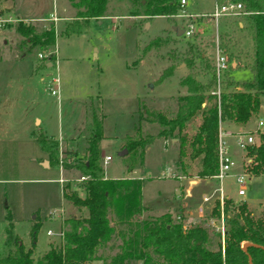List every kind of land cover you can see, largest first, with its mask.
Returning a JSON list of instances; mask_svg holds the SVG:
<instances>
[{"label": "rangeland", "instance_id": "374dc122", "mask_svg": "<svg viewBox=\"0 0 264 264\" xmlns=\"http://www.w3.org/2000/svg\"><path fill=\"white\" fill-rule=\"evenodd\" d=\"M185 1L187 9L195 12H211L214 7L212 0ZM13 5L15 14L20 17L42 19V22H25H34L37 28L48 25L53 28L54 45L48 49L55 50L56 53L55 65L41 67L42 59L47 62L49 60L37 55H43L45 51L35 49L30 54L21 55L17 46L19 40L17 35L12 28L8 29L0 25V255L4 250L2 239L3 228L7 223L6 215L11 224L12 234L16 235L24 247L30 245L28 231L31 221L36 220L38 227L34 235L32 264L40 258V254L45 251L48 243L58 241L55 233L58 231L60 220L45 217L47 210H57L58 206L63 207L61 220L72 214L77 217L84 215V208H76L61 199L59 184L56 183L60 176L59 169L53 161L45 157L43 167H49L44 169L39 166L38 160L42 152L33 140L37 130L32 115L43 121L47 135L55 138L64 133L66 128L70 129L75 125L83 137L84 116L87 114L84 102L87 98L98 100L95 104L99 107L102 124L99 146L102 153L110 157V160L103 165L102 157L100 158L102 173L109 180L124 177L142 180L140 203L147 207L148 211L145 210L136 219L168 213L172 220H179L184 226L203 224L215 230L208 225V222L212 220L218 226L222 219L220 217L223 203L218 204L217 218L210 216V210L207 208L204 209L202 218L197 219L195 213L190 210L194 206L192 202L187 204L189 213H186L185 217L175 219L170 215L176 213L175 209L182 204L181 201L189 200L180 198L183 190L178 187V180L175 179L177 177L174 163L177 155L175 143L172 146L168 140L164 143V138L154 137V140L143 149L140 164H135L128 173L124 171L123 160L117 153L123 149L120 147L121 137L133 133L142 105L158 111L170 109L171 103L167 105V97L181 93L176 83L179 72L175 71L166 80L157 81L159 72L165 66L162 58L167 59L170 64V55L180 57L190 43L197 52L206 55L200 65L207 62L212 66L211 53L216 40L218 43L221 39L224 42L228 38L230 50L234 54L238 50L245 49L246 39L241 37L240 31H237L233 24L236 16L219 21L221 23H218L215 28L214 22L207 16L202 17L196 14L184 16L190 14L184 10L182 11L184 14L179 11L170 21L163 16L150 19L143 16L127 17L125 16L127 5L124 0L110 1L107 13L119 15L118 17L103 18L98 23L91 19L88 20L89 22L80 23L77 32L63 34L64 25L73 22L70 19L75 11L68 0H15ZM53 13L55 18L65 17L57 21L56 27H54L55 18L46 20ZM0 14L3 18V13L0 12ZM222 22L226 26L224 32H222ZM144 23L147 24L146 27ZM189 23L193 26L189 37L184 38L182 35L173 34L171 30L173 26L182 29ZM157 36L165 38L167 44L141 53V49L149 40ZM227 50L228 48H225L222 51L224 55ZM240 57L242 59V54ZM50 61V63L53 62V60ZM174 63L177 62L174 61ZM240 65L242 63L239 60L238 67ZM248 75V71L240 69L234 77L240 79ZM41 76L44 77L43 81H40ZM53 77L57 79L58 94L56 96L51 95L47 87L50 86ZM259 119L262 124L258 130H264V99L261 100L257 111L250 114L247 121L241 124L240 135L246 130H253ZM192 124L194 125V121ZM145 125L143 124L141 128L142 133L152 135L156 133L155 126ZM190 133L189 126L185 136L187 137ZM230 136L224 138V141L230 147V155L235 165L220 180V183L213 178L202 180L194 175L198 166L196 161L190 162L187 158L186 146L183 148V163L186 173H189L185 178H189L183 177L180 183L184 184L186 180L196 179L197 184L191 191L190 200L192 201L198 200L200 194L208 196L213 190L210 198L211 206L214 204V196L219 194L220 186L221 196H224L223 200L228 202L225 215H231L239 204L244 203L250 217L257 219L264 205V179L262 176H246V184L249 186L242 196L236 195L237 185L234 183L233 176L240 173L239 168L245 162V155L243 151H238L234 147V138ZM56 157H60L59 148H57ZM166 169L173 176H166ZM75 177L77 175L73 173L66 178L63 177L68 183L66 190L68 192L75 190L76 194L81 196L82 190L77 189L73 181ZM33 214L35 217L31 219ZM111 225H114L116 230L121 228L114 222ZM48 228L54 234L47 237L45 230ZM215 232L218 231L215 230ZM119 244L120 239L112 236L97 249L96 255L107 260L118 251ZM100 263L101 261L98 260L87 264ZM130 264H138V262L132 261Z\"/></svg>", "mask_w": 264, "mask_h": 264}, {"label": "trees", "instance_id": "16d2710c", "mask_svg": "<svg viewBox=\"0 0 264 264\" xmlns=\"http://www.w3.org/2000/svg\"><path fill=\"white\" fill-rule=\"evenodd\" d=\"M110 1L123 0H68L75 11L70 19L73 22L64 25L62 33H75L80 23L109 15L107 7ZM124 1L127 5L125 15L129 16H163L171 19L183 9L179 7V0ZM224 2H239L242 6L240 11L246 12L238 14L233 23L241 37L246 39V47L234 55L227 53L226 58L234 66L241 60L249 73L248 77L235 81L230 73L233 68L228 65L216 79L212 66L206 62L202 67L207 79L201 83L196 78V63L201 64L204 60L200 52L189 43L180 57L170 55V64L161 69L157 81L170 76L174 66L181 62L186 74L178 80V85L186 93L176 98L172 112L142 106L133 133L121 137V148L125 150L121 158L126 173L135 164H140L143 149L154 137H162L175 140V168L182 171L184 176H188L183 163V148L186 146L187 158L190 162L196 161L198 166L194 175L199 178L210 177L216 172L217 131L224 132L225 128L232 125L240 127L250 114L257 111L264 99V0H213L215 5ZM2 25L12 28L19 38L17 46L21 55L30 54L35 49L43 51L54 45V30L50 25L37 28L34 22L24 23L20 20ZM222 41L218 42L221 51L229 40ZM166 44L165 38L154 37L141 49V53ZM241 54L242 59L239 57ZM52 57V54L49 55L47 60H52ZM46 62L42 59L41 67ZM97 102V98H89L84 102L87 114L84 116V147L81 154L62 151L57 158V141L41 132L33 135L40 151L59 167L64 176L73 173L77 175L75 178L80 175L85 177L76 184L82 190L81 196L75 190L68 192L67 182H63L60 187L61 199L76 208H84V215L64 217L58 225L60 239L48 243L35 264H87L98 260L100 264H130L132 261L138 264H247L248 259L250 264H264V205L257 219L250 217L244 203L239 204L228 216L225 215L228 202L222 199L221 233L203 224L182 226L179 220H172L167 213L136 219L144 210L140 203V181L126 177L112 180L103 178L98 145L102 137V124L99 107L95 104ZM144 123L155 126L156 133H142ZM189 126L191 133L186 137ZM76 129L79 131L78 127ZM252 131H245L254 137V142L242 150L245 159H248L242 167L248 176H262L264 179V130ZM235 134L241 133L232 132L231 135ZM213 202L209 215L217 218L218 202ZM5 220L7 223L3 228L2 239L4 250L0 255V264H32L37 222H31L28 231L30 245L24 247L11 232L8 215ZM113 222L121 228L116 230L111 225ZM112 236L120 239L118 251L103 260L96 255L97 249Z\"/></svg>", "mask_w": 264, "mask_h": 264}, {"label": "crops", "instance_id": "0c3cea01", "mask_svg": "<svg viewBox=\"0 0 264 264\" xmlns=\"http://www.w3.org/2000/svg\"><path fill=\"white\" fill-rule=\"evenodd\" d=\"M14 1L15 0H1L0 1V12H2L3 13V18H11V19H14V20H20V21H23V22H25V21H34V22H42V19L41 18H32V17H25V18H23V17H20L19 15H16L15 14V12H14V8H13V3H14ZM212 3H213V0H212ZM183 10L184 11H187V13H190V14H196V15H201L202 17H204V16H206V14H208L209 12H207V11H205V12H203V11H201V12H195V11H193V10H190L189 8L187 9V7H186V1L184 0V4H183ZM1 15V14H0ZM4 15H5V17H4ZM119 15H115V14H109V15H107V16H105V17H102V18H97V19H92V21H94L95 23H98V21L99 20H101V19H103V18H107V17H118ZM124 16V15H123ZM123 16H121V17H123ZM126 16V15H125ZM129 15H127V17H128ZM130 17H139V16H130ZM55 18V14L53 13V14H51L50 15V17H48L46 20L48 21V20H53V19ZM61 18V19H60ZM65 17H58V18H55L54 19V27H56V25H57V21H59V20H62V19H64ZM165 18V17H164ZM207 18L209 19V17L207 16ZM227 18H229V17H222L220 20H218V21H212V22H214V25H215V28H217V26H218V23H221V22H219V21H222V20H225V19H227ZM150 19V18H149ZM166 20H169L170 21V19H167V18H165ZM172 19V18H171ZM90 21V20H89ZM88 21V22H89ZM224 23L222 22V24H221V26L223 25ZM238 25H239V23H238ZM147 26V25H146ZM145 26V27H146ZM173 28V27H172ZM171 28V30H172V32H173V34L175 35V31H174V29H172ZM222 32H224V31H226V26H222ZM232 29H234V28H232ZM163 31V30H162ZM55 34V33H54ZM222 34V33H221ZM181 35V34H180ZM179 35V36H180ZM176 36V35H175ZM228 39V38H227ZM237 42V41H236ZM229 44H230V42H228L227 44H226V47L225 48H228V50L225 52L226 54L227 53H232L233 55H234V53L230 50V47H229ZM224 48V49H225ZM212 50V49H211ZM56 53V52H55ZM55 53H54V55H53V57H52V60H53V62L52 63H50L49 61L48 62H46L45 63V66L44 67H51V66H53V65H55V60H54V58H55ZM212 54V53H211ZM200 55H202L203 56V58H205L206 57V55L204 54V53H202V52H200ZM240 55V54H239ZM240 57V56H239ZM162 59H164V63H165V66L166 65H168V60L167 59H165V58H162ZM241 61V60H240ZM238 63L239 62H237L236 63V65L234 66V63L233 62H230L228 65H230V67L231 68H233V69H231V76L233 77V79L235 80V81H240V80H242V79H245L246 77H244V78H241L240 77V79H236L235 77H234V74L235 73H237L240 69H243V70H246L242 65H240V67H238ZM52 64V65H51ZM164 66V67H165ZM163 67V68H164ZM162 68V69H163ZM204 68L200 65V63H196V72L198 73V75H197V80L198 81H200L201 83H203V82H205L206 81V79H207V74H206V72H205V70H203ZM175 71H177V72H179L178 73V77H177V81H176V83H177V85H178V80L182 77V76H184L185 74H186V72H185V69H184V67H183V64L181 63V62H178L175 66H174V69L172 70V74L170 75V76H168L167 78H165V79H163V80H166V79H168L169 77H171L173 74H174V72ZM247 71V70H246ZM32 74V73H31ZM43 74H44V72H43ZM40 75V74H39ZM248 77V76H247ZM43 78L44 77H40V81H43ZM53 78H56V77H53ZM52 78V79H53ZM51 83V82H50ZM40 84H42V82L40 83ZM47 87H49V86H47ZM178 87L181 89V93H178V94H176L175 96H168L167 97V105L168 104H170L171 105V107H170V109H168V108H166V111L167 112H172L174 109H175V101H176V98L177 97H179V96H183V95H185V89L183 88V87H181V86H179L178 85ZM45 88H46V86H45ZM47 89V88H46ZM58 90H57V86H56V92H57ZM57 94H58V92H57ZM54 96H56V95H54ZM58 97V96H57ZM56 97V98H57ZM97 97V96H96ZM171 98H174L173 100L171 99ZM87 99H89V98H87ZM86 99V100H87ZM170 100V101H169ZM142 106H144V105H142ZM145 107V106H144ZM148 108V107H147ZM165 110V109H164ZM32 119H34L35 120V122H34V126H36V130H37V132H41L44 136H46V137H48V138H51V139H54L55 141H57V145H58V148H59V152H62V151H66V152H74L75 154H81L82 153V149H83V147H84V141H83V138H82V136L80 135V132H78L77 131V127L74 125V126H72V127H70V129H68V128H66V130L64 131V133H61L59 136H57V137H55L54 138V136H52V135H47L46 133H45V125H43V121H40L39 119H37V117L35 116V115H32ZM144 125H145V123H144ZM143 126V125H142ZM146 126V125H145ZM232 132L234 133H236V132H240V127L238 126V125H232V126H230V127H227V128H225V130H224V132H223V134H224V137L226 138V137H229L231 134H232ZM231 137V136H230ZM166 140H168V142L170 143V145H172V146H174V143H175V140L174 139H172V138H164L163 139V141H164V143L166 142ZM226 140V139H225ZM227 141V140H226ZM100 142V141H99ZM100 144V143H99ZM98 144V145H99ZM121 147V146H120ZM175 147V146H174ZM235 147V146H234ZM238 149V148H237ZM227 150H228V153H230L231 154V150H230V147H229V145H227ZM238 151H240L239 149H238ZM42 152V151H41ZM104 154L102 153V151H101V148H100V146H99V156H100V158L103 156ZM123 157V156H122ZM176 158H177V155H176ZM176 158L174 159V160H176ZM44 159H45V154L42 152V156L40 157V159L38 160V164H39V166L40 167H42V168H46V167H49V166H46V167H43L45 164H43V163H45V161H44ZM58 167V166H57ZM168 167L169 166H167L166 168L168 169ZM58 169H59V167H58ZM102 169V168H101ZM169 170V169H168ZM176 174H177V176H179V178H175L176 180H178V187H180L181 188V190H183V191H181V195H180V198L181 199H189L188 201L186 200V202H182L181 201V205L180 206H178V208H176L175 209V211H176V213H173V214H170L173 218H175V219H178L179 217H181V216H186V213L188 214L189 213V209L187 208V204L189 203H193L194 204V206H193V208L191 209L190 208V210H192L194 213H195V216L196 217H198L197 219H199V218H202V213H204V209L206 210L207 208H208V210H210L211 209V205H210V198H211V196H212V191L209 193V195L208 196H210V198H209V200L207 201V202H203V203H201L200 202V198L198 199V200H195V201H192V200H190V198L192 197V195H191V191H192V189L194 188V185H196L197 184V181H196V179H193V180H186V183H180V180L181 179H183V177L185 178L186 176H184L182 173V171H179V169H176ZM169 173H171L170 171H169ZM59 174H60V176H59V178H63V177H67V175H65L64 176V174H62L61 173V170L59 169ZM172 174V173H171ZM188 175H189V173H187ZM173 175V174H172ZM58 178V179H59ZM103 178L104 179H107L106 178V176L103 174ZM187 178H189V177H187ZM187 178H185V179H187ZM211 178V177H210ZM210 178H198V179H202V180H205V179H210ZM57 179V180H58ZM76 179V178H75ZM57 180H56V183H58L57 182ZM74 181V180H73ZM141 181L142 180H140V183H141ZM65 182H67V181H65ZM64 182V183H65ZM74 183H76V182H74ZM77 184V183H76ZM181 184H183V185H181ZM185 184H186V187H185ZM188 184V185H187ZM141 185H142V183H141ZM141 187V186H140ZM77 189H78V186H77ZM60 190V189H59ZM141 190V189H140ZM203 194H200V197L202 196ZM214 197H216V196H214ZM223 198H224V196H223ZM199 205H201V211L199 212L198 211V206ZM143 208H144V210L142 211V213L141 214H143L144 212H145V210L146 211H148V209H147V207H144L143 206ZM48 211V210H47ZM179 211H180V213H179ZM36 213V212H35ZM47 213V212H46ZM45 213V214H46ZM44 214V215H45ZM168 214V213H167ZM72 215H74V214H72ZM155 216H158V215H155ZM35 217V214H33L32 216H31V219H33ZM36 220H33V221H31V222H35ZM31 224V223H30ZM182 226H184V225H182ZM20 241V240H19Z\"/></svg>", "mask_w": 264, "mask_h": 264}, {"label": "built area", "instance_id": "2783aa9c", "mask_svg": "<svg viewBox=\"0 0 264 264\" xmlns=\"http://www.w3.org/2000/svg\"><path fill=\"white\" fill-rule=\"evenodd\" d=\"M179 7L183 8V4H184V0H179ZM213 10L211 12H209L208 14H206V16H208L212 21H216L217 19H220L221 17H234L237 16L238 14H246V12L244 11H240L242 9V6L239 4V2L237 3H232V2H224L221 3L220 5H215L213 4ZM183 9L180 10V12L182 14H184ZM177 15V14H176ZM184 16H192V14L189 15H184ZM53 19V18H52ZM15 21L14 19L11 18H2L0 17V25H2L3 23L6 22H12ZM193 31V26L191 23L187 24L184 28L181 29V35L184 38L189 37V35L192 33ZM215 38V37H214ZM45 52L43 53V55L38 54V57H45L47 59V57L49 55H54L55 50L50 51L49 49L44 50ZM212 68L215 74L216 79H218V77L223 73L224 70L227 69L228 67V60L226 58V55L223 54V52L218 48V43L217 40L214 43V47H213V52H212ZM56 86H57V79L53 78L51 79V83L50 86L48 87V92L51 95H57L56 92ZM262 124V121L259 119L257 120V124L256 127L253 129L252 132L256 131L257 129H259V126ZM234 138V146L236 148H238L240 151L243 150V148L246 145L252 144L254 142V137L250 134V133H244L242 135L239 134H235V135H231ZM217 141H216V172L212 175H210L211 178L215 179L216 181H218L220 183V180L226 176L227 172L230 170V168L234 167L235 162L233 160V158L231 157L230 153H228L227 150V145L226 142L224 141V134L222 131L218 130L217 134ZM110 160V157L107 155H103L102 156V160L101 163L106 164L108 161ZM248 159H245V162H247ZM240 169V173H236L233 176V180L235 185H237V189H236V195L237 196H242L244 191L246 190V188L249 186L246 184V176H248L247 172L245 171V169H243V167L239 168ZM166 176H173L171 173H169V171L166 169ZM210 177H206V178H210ZM176 178H179V176H177ZM85 177L83 175H80L78 178L74 179V182L79 183L80 181L84 180ZM66 179H62L59 178L57 180L58 184H59V189L61 187V185L63 184V182H65ZM188 185V184H187ZM218 196L215 197V200H217L218 204H222V199L223 197L221 196V189L220 186L218 188ZM210 196H205L202 195L200 197V202H207L209 200ZM59 208L57 210L51 209L48 210L47 213L45 214V217H50V218H58L61 221V216L63 215V207L58 206ZM198 211H201V205L198 206ZM221 218V217H220ZM210 222H208V225L211 227H213L215 230H217L218 232H222V228H223V223H222V219H220V223L215 224L212 220H209ZM54 233L52 232L51 229H46L45 230V236H52ZM61 233L59 231H57L55 233V237L56 239H60Z\"/></svg>", "mask_w": 264, "mask_h": 264}, {"label": "water", "instance_id": "95a60500", "mask_svg": "<svg viewBox=\"0 0 264 264\" xmlns=\"http://www.w3.org/2000/svg\"><path fill=\"white\" fill-rule=\"evenodd\" d=\"M144 24H145V26L147 25L146 23H144ZM172 29H174V31H175V35H176V36H179V35L181 34V29H180V28H178V27H176V26H173ZM124 154H125V150H124V149H121V150L117 153V155L120 156V157H122ZM43 164H45V163H43ZM244 245H245V244L241 245V249H242V250L244 249ZM262 249H264V247H262ZM247 264H250L249 259H248V261H247Z\"/></svg>", "mask_w": 264, "mask_h": 264}]
</instances>
